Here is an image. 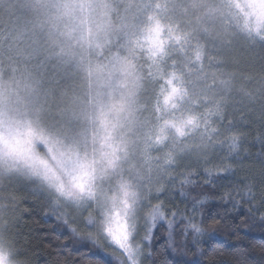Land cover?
<instances>
[{
  "label": "snow or ice",
  "instance_id": "snow-or-ice-1",
  "mask_svg": "<svg viewBox=\"0 0 264 264\" xmlns=\"http://www.w3.org/2000/svg\"><path fill=\"white\" fill-rule=\"evenodd\" d=\"M29 201L66 264H216L214 225L264 231V0H0V264Z\"/></svg>",
  "mask_w": 264,
  "mask_h": 264
},
{
  "label": "trees",
  "instance_id": "trees-1",
  "mask_svg": "<svg viewBox=\"0 0 264 264\" xmlns=\"http://www.w3.org/2000/svg\"><path fill=\"white\" fill-rule=\"evenodd\" d=\"M22 207L27 209L21 222V232L29 242L26 245L27 254L32 257L35 264H66L69 258L66 257V250L61 246L66 241L62 236L57 240L59 233L56 231L55 222H46L43 219V212L34 206L32 201L24 203ZM235 224V235H232L231 225H223V221L220 225H214L222 228L225 237L232 245L230 251L233 253V255L225 254L215 257L216 264H255V261L264 256V250H261L258 245V241L264 237V231L259 225L248 226L246 217H240ZM82 251L85 256L73 253L71 259L82 264H94L93 260L85 258L90 254L86 250L82 249ZM160 251L162 252L163 249ZM156 258L162 259L160 253H157Z\"/></svg>",
  "mask_w": 264,
  "mask_h": 264
},
{
  "label": "clouds",
  "instance_id": "clouds-1",
  "mask_svg": "<svg viewBox=\"0 0 264 264\" xmlns=\"http://www.w3.org/2000/svg\"><path fill=\"white\" fill-rule=\"evenodd\" d=\"M11 264H35L32 257L27 253H17L10 256Z\"/></svg>",
  "mask_w": 264,
  "mask_h": 264
}]
</instances>
